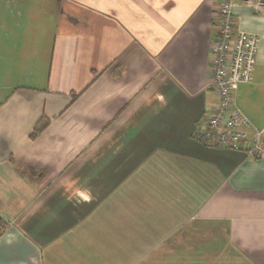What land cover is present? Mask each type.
<instances>
[{
  "label": "crops",
  "instance_id": "0c3cea01",
  "mask_svg": "<svg viewBox=\"0 0 264 264\" xmlns=\"http://www.w3.org/2000/svg\"><path fill=\"white\" fill-rule=\"evenodd\" d=\"M219 2L0 0V264H264V159L195 138Z\"/></svg>",
  "mask_w": 264,
  "mask_h": 264
},
{
  "label": "built area",
  "instance_id": "2783aa9c",
  "mask_svg": "<svg viewBox=\"0 0 264 264\" xmlns=\"http://www.w3.org/2000/svg\"><path fill=\"white\" fill-rule=\"evenodd\" d=\"M243 3L257 13L264 12V0H244ZM235 7L234 0L219 2L216 12L219 28L211 43L208 82L215 102L200 120L195 138L208 147L264 159V132L253 128L236 99L238 88L253 82L260 39L238 29Z\"/></svg>",
  "mask_w": 264,
  "mask_h": 264
}]
</instances>
